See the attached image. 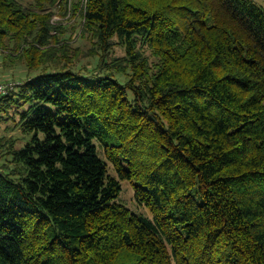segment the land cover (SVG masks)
Segmentation results:
<instances>
[{
    "label": "trees",
    "instance_id": "obj_1",
    "mask_svg": "<svg viewBox=\"0 0 264 264\" xmlns=\"http://www.w3.org/2000/svg\"><path fill=\"white\" fill-rule=\"evenodd\" d=\"M0 55V264H264L261 5L0 0Z\"/></svg>",
    "mask_w": 264,
    "mask_h": 264
},
{
    "label": "rangeland",
    "instance_id": "obj_2",
    "mask_svg": "<svg viewBox=\"0 0 264 264\" xmlns=\"http://www.w3.org/2000/svg\"><path fill=\"white\" fill-rule=\"evenodd\" d=\"M72 1L73 0H71V2ZM254 1L257 4L261 5L262 8L264 9V0H254ZM68 16H69V14H67L65 17H63L60 14V12H57L56 15L53 16V19L58 20V22H62L64 24L67 23L68 25H70L72 23L77 24V21L69 19ZM69 33H71V32L69 30H66L64 37L67 36ZM77 34L78 33L75 32V34H74V32H73L74 36L72 35V44L74 46H76V45L80 46L81 50L82 49L86 50L87 48H89L90 43L88 42V40L81 38ZM2 53H3V55L5 54V52H2ZM123 53H124L123 49L120 46H114V54L115 55H122ZM79 59H78L79 64H87V60L85 58H79ZM74 63H77V60ZM25 71H26L25 65L22 62H18L16 64H14V66L8 68V71H6L4 68H2L1 55H0V81H4L7 78L8 79L10 78L11 80L18 82L17 83V86H18L19 84L22 83V80H24L25 77H27V75L30 74V73L27 74ZM13 125H14V122H12V121L0 120V136L12 135L15 137H19L18 145H20V144L24 143V138H22L23 134H22L19 126H13ZM100 156H102L101 153H100ZM111 168L112 167L110 166V169ZM110 172L113 173V170L111 169ZM121 184H122V189H121V192L117 198V201L123 203L131 211L138 213V214H141L145 217L151 218L150 211L145 206H141L135 201L131 185L126 181H122Z\"/></svg>",
    "mask_w": 264,
    "mask_h": 264
},
{
    "label": "built area",
    "instance_id": "obj_3",
    "mask_svg": "<svg viewBox=\"0 0 264 264\" xmlns=\"http://www.w3.org/2000/svg\"><path fill=\"white\" fill-rule=\"evenodd\" d=\"M18 82H15L13 80L6 79L4 81H0V94L5 93L8 89H12L17 86Z\"/></svg>",
    "mask_w": 264,
    "mask_h": 264
}]
</instances>
